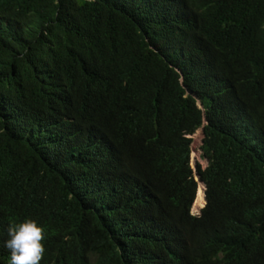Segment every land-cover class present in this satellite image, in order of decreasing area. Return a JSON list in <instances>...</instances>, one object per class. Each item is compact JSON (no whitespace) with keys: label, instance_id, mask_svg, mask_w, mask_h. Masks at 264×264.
Returning <instances> with one entry per match:
<instances>
[{"label":"trees","instance_id":"1","mask_svg":"<svg viewBox=\"0 0 264 264\" xmlns=\"http://www.w3.org/2000/svg\"><path fill=\"white\" fill-rule=\"evenodd\" d=\"M25 218L40 264H264V0H0V264Z\"/></svg>","mask_w":264,"mask_h":264},{"label":"clouds","instance_id":"2","mask_svg":"<svg viewBox=\"0 0 264 264\" xmlns=\"http://www.w3.org/2000/svg\"><path fill=\"white\" fill-rule=\"evenodd\" d=\"M4 248L10 252V264H40L45 248L44 229L35 219L25 218L10 224Z\"/></svg>","mask_w":264,"mask_h":264},{"label":"rangeland","instance_id":"3","mask_svg":"<svg viewBox=\"0 0 264 264\" xmlns=\"http://www.w3.org/2000/svg\"><path fill=\"white\" fill-rule=\"evenodd\" d=\"M194 142H193V152H192V167L194 168L195 172H197V165L201 164L203 167L207 165V161L202 158V151H201V145H202V139L203 135L201 133V130H199L194 136H193ZM204 189V185L202 183H199V189ZM200 189V190H201ZM200 199V196H199ZM204 206H193L192 212L195 215H199L201 210Z\"/></svg>","mask_w":264,"mask_h":264},{"label":"water","instance_id":"4","mask_svg":"<svg viewBox=\"0 0 264 264\" xmlns=\"http://www.w3.org/2000/svg\"><path fill=\"white\" fill-rule=\"evenodd\" d=\"M200 107L203 108V105L200 104ZM201 133H202V135L204 136L203 129H201ZM196 180H197V182L203 184V182H202L201 179H200V176H199L197 173H196ZM203 185H204V184H203ZM203 191H204V199H205V205H206V186H205V185H204V189H203ZM205 205H204V206H205Z\"/></svg>","mask_w":264,"mask_h":264},{"label":"bare ground","instance_id":"5","mask_svg":"<svg viewBox=\"0 0 264 264\" xmlns=\"http://www.w3.org/2000/svg\"><path fill=\"white\" fill-rule=\"evenodd\" d=\"M201 194H202V193H200V197H201Z\"/></svg>","mask_w":264,"mask_h":264}]
</instances>
